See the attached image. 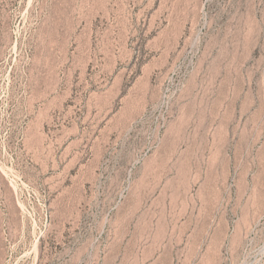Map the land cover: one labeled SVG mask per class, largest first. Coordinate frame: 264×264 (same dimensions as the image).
<instances>
[{"label": "rangeland", "instance_id": "374dc122", "mask_svg": "<svg viewBox=\"0 0 264 264\" xmlns=\"http://www.w3.org/2000/svg\"><path fill=\"white\" fill-rule=\"evenodd\" d=\"M0 264H264V0H0Z\"/></svg>", "mask_w": 264, "mask_h": 264}]
</instances>
